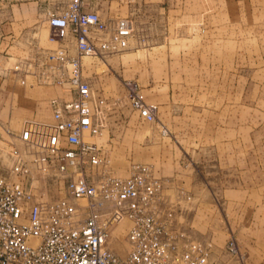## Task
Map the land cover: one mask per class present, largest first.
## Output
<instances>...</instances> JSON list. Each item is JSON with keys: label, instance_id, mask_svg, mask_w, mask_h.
Instances as JSON below:
<instances>
[{"label": "rangeland", "instance_id": "obj_1", "mask_svg": "<svg viewBox=\"0 0 264 264\" xmlns=\"http://www.w3.org/2000/svg\"><path fill=\"white\" fill-rule=\"evenodd\" d=\"M91 1L106 20L133 21L127 48L82 58L93 97L111 103L102 135L92 138L109 170L126 175L133 162L151 164L175 204V227L212 243V261L264 264V0ZM63 7V0H0L9 26L0 37L1 135L2 127L18 132L27 118L50 120L52 100L72 99L37 75L39 57L57 46L48 12ZM63 43L75 53L70 33ZM123 79L158 105L156 122L137 116ZM66 178L40 181L35 198H66ZM127 228L122 220L112 231L109 246L119 257Z\"/></svg>", "mask_w": 264, "mask_h": 264}, {"label": "built area", "instance_id": "obj_2", "mask_svg": "<svg viewBox=\"0 0 264 264\" xmlns=\"http://www.w3.org/2000/svg\"><path fill=\"white\" fill-rule=\"evenodd\" d=\"M63 1L60 11L48 12L50 38L62 43L39 57L37 75L72 99L52 100L48 121L27 118L18 132L2 127L0 264H217L211 260L212 243L175 227V204L165 197L151 164L133 162L126 175L114 174L102 146L92 140L102 135L111 103L93 97L82 58L127 48L133 21L117 17L110 29L90 9L91 0ZM69 33L74 54L63 43ZM122 84L137 116L156 122L158 105L143 98L136 81ZM161 133L167 130L161 127ZM58 175L67 177L68 196L36 199L37 184ZM122 220L128 221L127 250L119 257L109 242ZM229 249L234 251L232 241Z\"/></svg>", "mask_w": 264, "mask_h": 264}, {"label": "crops", "instance_id": "obj_3", "mask_svg": "<svg viewBox=\"0 0 264 264\" xmlns=\"http://www.w3.org/2000/svg\"><path fill=\"white\" fill-rule=\"evenodd\" d=\"M90 9L91 10H94V11H96V12H98V14L103 18V16H102V14H101V12H99V10H98V5H97V3H92L91 4V7H90ZM128 17V16H127ZM116 16H113V17H111V16H109L108 18H107V20L105 19V18H103L104 20H105V22L107 23V25H108V27L110 28V29H112L113 28V26H114V23H115V20H116ZM3 21H5L4 19H0V37L2 36V30L5 28V27H9V26H6L8 23H3ZM6 31H10V30H6ZM50 35H51V28H50V26H49V24H48V36H49V38H50ZM12 36L13 35H9V37H11L12 38ZM51 40V39H50ZM52 42H55V43H57V46L56 47H58L59 45H60V43H62V42H60V41H56V40H51ZM64 41V40H63ZM71 42H72V39H71ZM71 42H69V43H71ZM66 44V43H65ZM55 47V48H56ZM170 201L172 202V198H170Z\"/></svg>", "mask_w": 264, "mask_h": 264}]
</instances>
